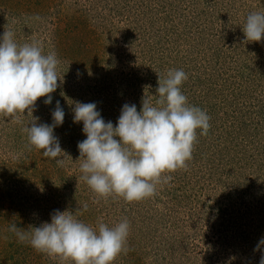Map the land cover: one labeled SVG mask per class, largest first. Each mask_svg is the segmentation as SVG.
<instances>
[{"label":"rangeland","instance_id":"obj_1","mask_svg":"<svg viewBox=\"0 0 264 264\" xmlns=\"http://www.w3.org/2000/svg\"><path fill=\"white\" fill-rule=\"evenodd\" d=\"M264 0H0V36L54 51L60 85L51 105L40 98L32 114L0 115V264H72L35 250L11 228L51 222L55 210L96 227L130 223L114 264H259L264 249V40L243 43L246 16ZM182 69L181 91L210 117L197 130L186 169L168 175L138 202L99 197L81 178L72 101L95 102L116 125L125 103L155 102L158 75ZM63 94V95H62ZM55 128L62 165L29 144L24 128L38 118ZM79 182V183H78ZM3 193V194H2ZM5 206V207H4ZM13 215L14 223H10Z\"/></svg>","mask_w":264,"mask_h":264},{"label":"clouds","instance_id":"obj_2","mask_svg":"<svg viewBox=\"0 0 264 264\" xmlns=\"http://www.w3.org/2000/svg\"><path fill=\"white\" fill-rule=\"evenodd\" d=\"M243 43L264 40V11L246 16L242 27ZM14 32L5 28L0 36V115L16 117L31 113L40 98L52 104V94L62 82L58 76L60 60L54 51L45 53L36 43L18 44ZM155 102L144 96L142 109L135 104L122 106L116 125L105 121L95 102L72 101L74 123H83L86 139L78 142L82 179L99 196H118L126 202H138L152 197L157 185L172 180L168 175L186 169L192 159L197 130L208 135L210 117L197 106H190L181 86L188 79L182 69L158 75ZM63 95V94H62ZM52 124L40 123L38 118L24 128L29 144L43 150L45 157L62 165L57 159L67 155L61 148L55 128L62 126L65 112L59 101L52 112ZM79 183V182H78ZM71 210H55L51 222L27 229L12 225L19 239L27 240L37 251L59 257L72 264H114L126 254L130 223L125 218L109 227L102 220L96 227L77 218ZM264 249L262 238L256 251ZM259 264H264V255Z\"/></svg>","mask_w":264,"mask_h":264},{"label":"trees","instance_id":"obj_3","mask_svg":"<svg viewBox=\"0 0 264 264\" xmlns=\"http://www.w3.org/2000/svg\"><path fill=\"white\" fill-rule=\"evenodd\" d=\"M3 194V193H2ZM0 200H2V197L0 198ZM5 207V206H4ZM5 217V215L2 213V212H0V218H4ZM12 218V220H11V222L10 223H14V219H13V215L12 216H9V219H11Z\"/></svg>","mask_w":264,"mask_h":264}]
</instances>
